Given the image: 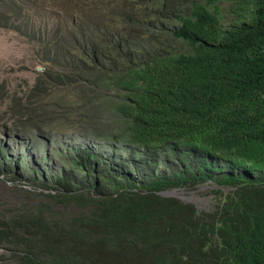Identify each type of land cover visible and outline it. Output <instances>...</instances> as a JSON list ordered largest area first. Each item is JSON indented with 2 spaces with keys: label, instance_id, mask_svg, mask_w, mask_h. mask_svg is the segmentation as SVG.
I'll list each match as a JSON object with an SVG mask.
<instances>
[{
  "label": "trees",
  "instance_id": "16d2710c",
  "mask_svg": "<svg viewBox=\"0 0 264 264\" xmlns=\"http://www.w3.org/2000/svg\"><path fill=\"white\" fill-rule=\"evenodd\" d=\"M76 1L70 31L37 38L50 65L9 98L12 132L57 146L61 164L32 180L48 194L1 206L0 264H264V0ZM26 5L0 0V27L17 31ZM97 6L111 38L92 25L94 49L73 38L57 62ZM71 134L87 144L62 154ZM19 171L0 164L8 182ZM206 183L227 188L210 209L160 194Z\"/></svg>",
  "mask_w": 264,
  "mask_h": 264
},
{
  "label": "rangeland",
  "instance_id": "374dc122",
  "mask_svg": "<svg viewBox=\"0 0 264 264\" xmlns=\"http://www.w3.org/2000/svg\"><path fill=\"white\" fill-rule=\"evenodd\" d=\"M18 2L26 3L28 9L24 15L27 17L25 19L19 18L16 21V23L19 22V29L16 31L0 27V154H3L1 157L3 161L0 164L7 162L12 166V169L17 168V170H20L18 172L20 179L14 183L15 185H12L8 184L10 182L0 175V209L3 204H14L17 200L16 195L23 193L21 191L48 194L38 192V188L43 191L45 189L42 185H34L36 183L32 180L36 179L41 182L42 175L51 178L61 164L59 161L61 155L56 152L57 146H51L48 141L42 142L41 150L37 151L34 149L33 136L26 137L24 134L13 133V113L17 110V107H13L9 98L13 95L23 98L33 85L36 74L44 72L45 68L50 65L43 63L39 58L38 36H42L43 40H47L58 29L61 30L62 34H65L66 31L72 29V24L79 14L78 9L74 8L76 0H18ZM79 5L77 4V6ZM102 6H97L95 10L86 9L79 18V22H76L75 28L71 30V34L64 35L60 48L56 49L57 62L67 65L72 61L74 54L70 48H73L76 44V42H73V38L76 41L78 37V47L82 48V51H79L81 54L85 51L88 55L91 52V47L94 49L95 44L90 38L86 42L84 40V33H87L88 36L91 35L92 25L95 26L94 33L96 36L111 38L112 31L109 30L105 22L108 13ZM224 14H226L228 23H231L233 15L226 11ZM122 37L125 39L127 35ZM111 42L112 45L110 46L114 47L116 41L111 40ZM54 68L57 67L54 66ZM80 106L82 108L84 105L80 104ZM76 109V106L70 108L72 111ZM63 113L66 114L67 112L63 111ZM69 116L74 117L72 119L77 117L72 114ZM59 143L64 144L62 154H65L68 152L66 146L83 148L87 144V140L81 134H71ZM7 155L10 158H7ZM44 155H50L51 161L44 162L42 159ZM23 184L29 186L28 189L22 188ZM218 190L222 193L227 192V188L211 183L201 184L186 191L168 190L165 192L168 195L176 193L173 196L184 197L183 201L190 197L192 199L186 202L194 204L198 210H201L210 209L213 206L214 192ZM5 253V250L0 248V256Z\"/></svg>",
  "mask_w": 264,
  "mask_h": 264
},
{
  "label": "built area",
  "instance_id": "2783aa9c",
  "mask_svg": "<svg viewBox=\"0 0 264 264\" xmlns=\"http://www.w3.org/2000/svg\"><path fill=\"white\" fill-rule=\"evenodd\" d=\"M8 184L15 185L14 183H11V182L8 183ZM21 187L24 188V189H28L29 186H27L26 184H23ZM29 191H30V189H29ZM37 191H38V192L41 191V192H44V193H49V190H45V191H43L41 188H38Z\"/></svg>",
  "mask_w": 264,
  "mask_h": 264
},
{
  "label": "water",
  "instance_id": "95a60500",
  "mask_svg": "<svg viewBox=\"0 0 264 264\" xmlns=\"http://www.w3.org/2000/svg\"><path fill=\"white\" fill-rule=\"evenodd\" d=\"M162 196H167V197H176L178 199L184 200L182 197H178V196H173V195H168L167 192H162L160 193ZM187 201V200H186Z\"/></svg>",
  "mask_w": 264,
  "mask_h": 264
},
{
  "label": "bare ground",
  "instance_id": "6f19581e",
  "mask_svg": "<svg viewBox=\"0 0 264 264\" xmlns=\"http://www.w3.org/2000/svg\"><path fill=\"white\" fill-rule=\"evenodd\" d=\"M172 195H176V193H172ZM182 198H184V197H182ZM192 198H187V200H191Z\"/></svg>",
  "mask_w": 264,
  "mask_h": 264
},
{
  "label": "clouds",
  "instance_id": "9594fccd",
  "mask_svg": "<svg viewBox=\"0 0 264 264\" xmlns=\"http://www.w3.org/2000/svg\"><path fill=\"white\" fill-rule=\"evenodd\" d=\"M12 183V182H11ZM13 183H15V182H13Z\"/></svg>",
  "mask_w": 264,
  "mask_h": 264
}]
</instances>
